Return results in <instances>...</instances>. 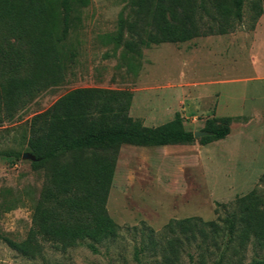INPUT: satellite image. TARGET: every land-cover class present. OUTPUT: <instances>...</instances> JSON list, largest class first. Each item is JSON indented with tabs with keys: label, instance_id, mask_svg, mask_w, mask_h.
Returning a JSON list of instances; mask_svg holds the SVG:
<instances>
[{
	"label": "rangeland",
	"instance_id": "obj_1",
	"mask_svg": "<svg viewBox=\"0 0 264 264\" xmlns=\"http://www.w3.org/2000/svg\"><path fill=\"white\" fill-rule=\"evenodd\" d=\"M255 4L264 7V0H245L242 17L227 33L151 44L137 56L111 38L119 15L133 16L128 0L72 3L68 33L57 44L59 79L41 80L36 95L0 122V151L22 153L0 157V264L264 260L263 241L242 235L243 224L233 232L228 227L238 199L251 191L264 208V15L255 17ZM77 87L131 91L129 115L148 126L180 114L188 130L200 131L208 118L232 116L230 133L207 144L199 137L189 144H122L106 203L118 234L66 246L41 241L40 253L27 256L6 239L26 240L44 182L45 168L34 170L26 150L30 119ZM189 217L191 229L167 227Z\"/></svg>",
	"mask_w": 264,
	"mask_h": 264
},
{
	"label": "trees",
	"instance_id": "obj_2",
	"mask_svg": "<svg viewBox=\"0 0 264 264\" xmlns=\"http://www.w3.org/2000/svg\"><path fill=\"white\" fill-rule=\"evenodd\" d=\"M88 0H0V122L12 118L35 95L41 80L59 79L57 44L69 29L72 3ZM133 16L119 15L116 45L141 56V47L185 42L199 35L224 34L232 20L242 17L245 0H128ZM255 17L264 7L255 4ZM62 14L61 36L58 34ZM125 32L129 38H123ZM133 94L125 89L77 87L30 119L26 150L34 170L45 168L44 182L27 238L7 243L27 256L41 251V241L72 245L90 239L115 237L119 225L106 203L122 144L165 146L195 141L180 114L165 123L148 126L129 115ZM232 116L205 122L201 144L225 138ZM16 150L1 156L18 158ZM251 191L238 199L239 211L228 220L231 232L264 242V208ZM192 217L171 220L167 227L193 228ZM215 225L214 221L208 222ZM89 246L94 249L93 243ZM179 264V263H171ZM220 264V262L216 263ZM252 264H264L254 260Z\"/></svg>",
	"mask_w": 264,
	"mask_h": 264
},
{
	"label": "water",
	"instance_id": "obj_3",
	"mask_svg": "<svg viewBox=\"0 0 264 264\" xmlns=\"http://www.w3.org/2000/svg\"><path fill=\"white\" fill-rule=\"evenodd\" d=\"M206 133L207 132H205V131H194V136L195 137H201V136H203V135H206Z\"/></svg>",
	"mask_w": 264,
	"mask_h": 264
}]
</instances>
